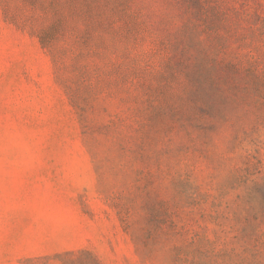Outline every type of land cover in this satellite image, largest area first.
<instances>
[{
  "label": "rangeland",
  "instance_id": "1",
  "mask_svg": "<svg viewBox=\"0 0 264 264\" xmlns=\"http://www.w3.org/2000/svg\"><path fill=\"white\" fill-rule=\"evenodd\" d=\"M0 0V264H264V0Z\"/></svg>",
  "mask_w": 264,
  "mask_h": 264
},
{
  "label": "trees",
  "instance_id": "2",
  "mask_svg": "<svg viewBox=\"0 0 264 264\" xmlns=\"http://www.w3.org/2000/svg\"><path fill=\"white\" fill-rule=\"evenodd\" d=\"M225 0H185L192 7L194 18L203 22L208 29L212 31L214 35L218 36L217 30L221 27L225 21V15L223 8L220 6Z\"/></svg>",
  "mask_w": 264,
  "mask_h": 264
}]
</instances>
